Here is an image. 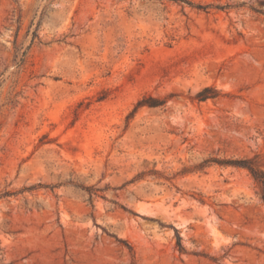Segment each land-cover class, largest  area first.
<instances>
[{"label":"rangeland","instance_id":"1","mask_svg":"<svg viewBox=\"0 0 264 264\" xmlns=\"http://www.w3.org/2000/svg\"><path fill=\"white\" fill-rule=\"evenodd\" d=\"M207 159L264 173V0H0V264H264Z\"/></svg>","mask_w":264,"mask_h":264},{"label":"trees","instance_id":"2","mask_svg":"<svg viewBox=\"0 0 264 264\" xmlns=\"http://www.w3.org/2000/svg\"><path fill=\"white\" fill-rule=\"evenodd\" d=\"M154 102H151L149 105H156L153 104ZM140 105V103L138 104ZM207 161H215L220 164H231V165H240L247 167L252 175L254 176L255 180L260 183L261 190H262V197L264 200V173L263 171L259 168L257 164H255L251 160H231V159H222V160H214V159H207Z\"/></svg>","mask_w":264,"mask_h":264}]
</instances>
